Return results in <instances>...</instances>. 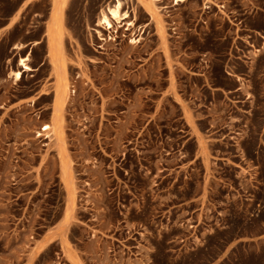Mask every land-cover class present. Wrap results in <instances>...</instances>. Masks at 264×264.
<instances>
[{
    "label": "rangeland",
    "instance_id": "1",
    "mask_svg": "<svg viewBox=\"0 0 264 264\" xmlns=\"http://www.w3.org/2000/svg\"><path fill=\"white\" fill-rule=\"evenodd\" d=\"M120 1L62 8L63 173L53 0H0L1 262L59 227L38 264H264V0Z\"/></svg>",
    "mask_w": 264,
    "mask_h": 264
},
{
    "label": "bare ground",
    "instance_id": "2",
    "mask_svg": "<svg viewBox=\"0 0 264 264\" xmlns=\"http://www.w3.org/2000/svg\"><path fill=\"white\" fill-rule=\"evenodd\" d=\"M151 3L155 0H150ZM157 1V0H156ZM181 0H175L178 2ZM65 0H53L54 9L49 17L46 27V34L49 43V52L51 60L55 65V81L52 86L53 95V110L51 116V123L45 124L43 128L36 131L37 136H44L50 141L54 140L61 159L62 172L66 173L65 163L63 160V144H62V129H61V105L63 104L70 88V81H68L67 74L64 67V62L61 57V13ZM121 1L115 0L112 5H107L106 8L100 10L98 22L104 24L107 28L112 27V21L121 22L126 17V12L121 13ZM132 24L131 22H128ZM36 41L33 42L35 44ZM16 46V45H15ZM19 47V45H17ZM27 56L19 57L17 62L20 69L12 71L14 80H20L22 72L30 70L31 67L26 63ZM69 201H73V193L69 192Z\"/></svg>",
    "mask_w": 264,
    "mask_h": 264
},
{
    "label": "crops",
    "instance_id": "3",
    "mask_svg": "<svg viewBox=\"0 0 264 264\" xmlns=\"http://www.w3.org/2000/svg\"><path fill=\"white\" fill-rule=\"evenodd\" d=\"M53 9H54V5L52 4V6H50V8H49V11H50L49 12V17L51 15ZM48 20H49V18H48ZM48 20H47V24H48ZM2 28H3V25H1V23H0V34L2 32ZM46 40L48 41L47 36H46ZM238 89L240 90L241 89V86L238 85L237 86V90ZM59 169H61V165H60ZM67 179H68V177H67ZM55 241H57V243L59 244L58 247H59V249L61 251L60 254H65L63 252V250H64V251H66L68 253L69 256L74 257V258L76 256L78 257V255L76 253H74V251H73L74 249H72V248L71 249H68V248H65L62 245V243H61V231H60V229L58 227L57 229H55V231L53 230L52 232L44 233L43 236L41 237V239H39V242L37 243V245L32 244L31 246H28L25 249L23 248V251H22L23 254H22V256H20V257L19 256H16V258H17L16 264H38L37 263V258L39 256V254L41 252H43L45 249H47L49 247V245L51 243H54ZM0 264H3L1 262V256H0Z\"/></svg>",
    "mask_w": 264,
    "mask_h": 264
}]
</instances>
